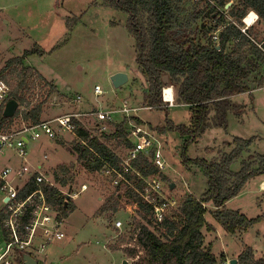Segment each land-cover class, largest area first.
<instances>
[{
  "label": "rangeland",
  "instance_id": "rangeland-1",
  "mask_svg": "<svg viewBox=\"0 0 264 264\" xmlns=\"http://www.w3.org/2000/svg\"><path fill=\"white\" fill-rule=\"evenodd\" d=\"M236 1L232 0L229 4L233 5ZM184 4L188 9L184 15L190 14L195 5L189 6L188 1ZM127 20L126 14L104 6L102 0H0V71L7 61L22 57L25 51L37 49L45 53L43 57L35 55L26 60L24 67L32 68L41 78H29L22 94L32 106L43 104L41 121L98 109L118 110L124 104L130 109H137V117L144 123L141 125L146 126L161 142L163 155L168 162L163 171L166 180H153L161 181L167 202L166 215L171 216L178 211L181 200L187 195L201 198L208 188L207 180L199 169H186L183 166V141L178 133L161 135L158 130L150 129L167 127L168 119L177 125L185 124L188 122V110L176 105V91L172 87L169 88L174 92L173 107L164 101L165 87L161 92L162 108L145 109L150 107L146 101L149 90L145 78L141 79V73L136 70L135 40L127 29ZM202 24L209 28L214 22L203 18L195 26L196 37L193 38L206 44L212 34L202 38ZM117 73H125L129 77L128 84L120 89H115L111 82V77ZM52 84L58 89V94L48 97ZM96 87L101 88L102 95L95 94ZM78 96L81 97L80 101L77 100ZM237 101L247 107L243 118L236 119L229 113L227 131L215 127L209 129L198 143L190 147V158L218 161L223 154L232 151L234 147L231 144L235 137L255 138L249 153L244 154L242 161L235 163L232 170L239 172L243 161L255 162L257 167L258 156L264 155V88L257 89L251 95H241ZM19 109L22 111L26 107ZM132 109V117L118 115L117 123L125 118L128 122L130 118H136V112ZM84 123L90 125L87 119ZM30 125L17 118L11 128L17 131ZM113 127L108 135L114 133ZM56 132L55 144L45 139L31 141L26 156L28 167L43 164L47 179L44 182L50 185L55 184L54 173L60 166L72 167L75 177L73 190L78 192L83 185L87 186V190L74 200L76 211L62 223L66 237L47 246L48 263H145L146 252L139 247L137 240L141 232L139 227L146 225V221L139 216L138 206L124 198L127 190L116 194V187L103 173H89L83 168L72 152L73 147L80 143L75 135L58 129ZM96 136L119 157L126 155L128 148L123 143L109 141L98 133ZM23 163L11 150L0 155V170L11 167L18 169ZM58 189L66 191L68 188ZM114 194L115 199L121 196L117 211L105 209L102 212L101 209L113 205L110 199ZM207 207L208 211L214 209L212 204ZM226 207L231 211L239 210L250 219L262 217V221L233 236L227 234L208 213L206 220L216 230H203L204 248L211 251L218 264H229L231 260H238L239 264V256L247 247H251L256 259H264V175L251 180L240 196L227 203ZM118 221L122 222L121 228L115 226ZM126 250L134 251L136 255L130 258Z\"/></svg>",
  "mask_w": 264,
  "mask_h": 264
},
{
  "label": "trees",
  "instance_id": "trees-1",
  "mask_svg": "<svg viewBox=\"0 0 264 264\" xmlns=\"http://www.w3.org/2000/svg\"><path fill=\"white\" fill-rule=\"evenodd\" d=\"M185 1L189 6L192 4L191 0H102L104 6L128 16L127 29L135 40L136 65L148 86L146 101L149 106L162 108V89L172 87L176 91V105L188 107L187 123L177 125L168 119L167 127L150 129L158 130L161 135L178 133L183 141V166L186 169H199L208 185L201 198L193 195L184 197L178 211L171 216L166 215L161 223L156 221L153 207L140 194L132 188L125 191L124 198L138 206L139 216L146 221V225L139 227L141 232L137 240L139 247L146 252L145 263L141 264H218L211 251L204 248L203 230H216L206 220L208 213L227 234L233 236L262 221V217L250 219L239 210L231 211L226 207L227 203L240 196L251 180L264 175V155L258 156L257 167L255 162L243 161L239 172L232 170L233 165L249 153L255 138L235 137L231 144L234 147L232 151L223 154L218 161L192 159L188 153L190 147L198 143L212 127L227 131L229 113H233L237 119L243 118L247 107L235 103L234 97L264 88V52L257 45L263 42L264 36L261 39L254 27L246 34L240 29L250 11L259 15L260 23L264 26V0L234 2L228 9V16L233 20L229 22L220 9H224L232 0H202L194 4L193 11L187 15H184L188 10ZM203 18L214 22L209 28L202 24L201 37L205 39L212 34L206 44L193 38L196 37L195 26ZM215 34H218V43L215 42ZM35 55L43 57L45 53L37 49L25 51L22 57L7 61L0 71V80L12 88L9 101L15 100L21 108L26 107L22 111L19 109L13 119L6 118L4 109H0V132L12 131V124L17 118L32 125L41 123L43 104L32 106L22 95L29 78H41L32 68L24 67L26 60ZM165 77L168 84L164 81ZM49 87L48 97L58 94L55 85ZM133 121L143 124L138 118H133ZM76 124L80 126L78 122ZM113 126L115 131L112 135H100L109 141H119L128 149L132 148L133 143L128 138V120L125 118ZM76 134L86 145L77 143L72 152L85 170L96 174L106 167L120 169V157L101 143L97 136L90 138L89 132L82 127ZM154 153L155 150H152L148 155H140L133 166L144 179L157 178L163 182L166 180L164 172L152 164ZM129 179L133 180L131 177ZM74 180L72 167L60 166L54 173L56 187L70 189ZM145 185L141 180L136 188L142 191ZM56 187L46 182L38 186L36 177H33L21 191L20 199L41 190L57 213L58 220L64 221L76 208L73 202L66 203L65 195ZM116 194H119L118 190ZM115 197L114 194L110 199L113 205L101 209L102 212L105 209L117 211L121 196ZM208 204H212L214 209L208 211ZM32 212L31 207L25 223L30 220ZM6 218L7 213L2 211L0 222ZM125 252L130 258L136 255L131 250ZM239 264H264V259H256L251 247H247L239 256Z\"/></svg>",
  "mask_w": 264,
  "mask_h": 264
},
{
  "label": "built area",
  "instance_id": "built-area-1",
  "mask_svg": "<svg viewBox=\"0 0 264 264\" xmlns=\"http://www.w3.org/2000/svg\"><path fill=\"white\" fill-rule=\"evenodd\" d=\"M200 2L202 0H191L192 4ZM220 12L228 17L226 8L224 10L220 9ZM252 15L255 17L250 24L247 20ZM229 21L233 20L230 18ZM258 21L259 17L255 13L249 12L243 19V26L240 28L242 33L246 34ZM217 38L216 36L215 39L217 40ZM257 45L264 52V41ZM163 91L165 92V89ZM164 92L163 97L165 95ZM10 94V86L5 81L0 80V109H5L9 102ZM95 94L97 96L103 94L100 87H96ZM77 100L80 101L81 97L78 96ZM164 101L169 106L174 104V101L169 103L165 98ZM131 109L127 104H124L118 110L98 109L92 112L68 114L34 126H23L17 131L0 132V155H3L6 150H11L24 161L21 168L0 170L2 211L7 213V218L0 222V264H27L25 257L31 258L36 264H50L46 260L47 246L54 241H62L66 237L61 228L63 221L58 220L57 213L48 204L41 190L36 191L26 199H20L21 191L33 177H36L38 186L44 180L47 181L41 166L28 167L26 156L31 141L38 142L45 139L53 142L57 135L56 129L68 132L76 137V131L80 127L94 134L91 133L90 138L95 137L97 133L109 134L113 125L119 123L116 120L118 115L127 118L132 117V114H130ZM145 109L152 110L153 108ZM132 110L136 112L135 110L137 109ZM86 119L90 127L84 123ZM128 135L133 147L127 150L124 157H120V169L106 167L101 173L110 178L111 183L118 192H120L119 190L123 191L132 188L139 193L143 200L153 207V215L156 221L161 223L166 216L167 210V202L162 193L161 181L153 180L155 178L144 179L133 166V163L140 155H148L152 150H155L152 164L163 172L167 168L168 162L163 155L161 142L152 135L146 126L135 123L132 118L128 122ZM80 143L86 145L84 142L80 141ZM135 176L137 179H134ZM129 177L133 178V180H130ZM141 180L146 183L142 191L136 188L138 183H135ZM51 186L56 187L54 184H51ZM85 190H87V186L83 185L80 191L75 192L72 186L66 191H61V193L65 195V201L68 203L76 200L80 193ZM31 207L33 212L30 220L25 223L24 220ZM115 226L116 228H121L122 222H116Z\"/></svg>",
  "mask_w": 264,
  "mask_h": 264
},
{
  "label": "water",
  "instance_id": "water-1",
  "mask_svg": "<svg viewBox=\"0 0 264 264\" xmlns=\"http://www.w3.org/2000/svg\"><path fill=\"white\" fill-rule=\"evenodd\" d=\"M232 4H228L226 6V8L228 9ZM139 77H141V79H144V76L142 74H139ZM145 81V80H143ZM164 81L166 84H168V78L165 77ZM111 82L114 86L115 89H120L122 87H124L126 84H128L129 82V77L127 74L125 73H117L114 76L111 77ZM20 105L17 101L15 100H11L7 103L5 109H4V116L6 118H10L13 119L16 116L17 111L19 110ZM173 188V187H171ZM27 264H36V262L34 260H32L29 257H25ZM123 264H128L127 261H124ZM229 264H238V260H231L229 262Z\"/></svg>",
  "mask_w": 264,
  "mask_h": 264
},
{
  "label": "crops",
  "instance_id": "crops-1",
  "mask_svg": "<svg viewBox=\"0 0 264 264\" xmlns=\"http://www.w3.org/2000/svg\"><path fill=\"white\" fill-rule=\"evenodd\" d=\"M230 7H231V6H230ZM225 8H226V7H225ZM225 8H224V9H225ZM228 9H229V8H228ZM228 9L226 8L227 11H228ZM250 12L255 13V14L259 17V15H258L256 12H254V11H250ZM226 19H227V21L229 22L230 17H229V16H228V17L226 16ZM253 27H254L255 30L258 32V34L261 35L260 38L263 39L262 37L264 36V26L260 23V18H259L258 23H257L255 26H253ZM253 27H252V28H253ZM216 36L218 37V34H215L214 39H215ZM215 40H216V39H215ZM263 41H264V39H263ZM218 42H219V39L217 38V43H218ZM136 70H138V68H137ZM261 89H263V88H261ZM255 91H256V90H255ZM253 92H254V91H253ZM253 92H252V93H253ZM173 93H174V92H173ZM173 95H174V94H173ZM249 95H251V94H249ZM238 97H239V96L233 98V101H234L235 103H238V101H237V98H238ZM166 104H167V103H166ZM167 105H169V104H167ZM173 106H174V104H173L172 106H170V107H173ZM182 107H185V108H186L187 106H182ZM187 110H188V107H187ZM138 111H139V109H138ZM230 114H231L233 117H235V115H234L233 113H230ZM137 116H138V115H137V112H136V113H135V117L138 118ZM235 118H236V117H235ZM236 119H237V118H236ZM41 122H44V121H41ZM142 122H143V121H142ZM143 124H144V123H143ZM46 141H47L48 143H50V144H52V143L55 144V142H56V141L49 142L48 140H46ZM47 142H44V143L48 144ZM44 143H43V144H44ZM45 157H48V156L45 155ZM40 166L42 167V171H44V165H43V164H39V165H37V166H35V167H40ZM11 168L15 169L14 167H11ZM0 199H1V198H0ZM0 201H1V200H0ZM72 202H74V205H76L75 201H72ZM2 209H3V205H2V206L0 205V213L2 212ZM75 211H76V210H75ZM73 213H74V212H73ZM73 213H72V214H73Z\"/></svg>",
  "mask_w": 264,
  "mask_h": 264
},
{
  "label": "bare ground",
  "instance_id": "bare-ground-1",
  "mask_svg": "<svg viewBox=\"0 0 264 264\" xmlns=\"http://www.w3.org/2000/svg\"><path fill=\"white\" fill-rule=\"evenodd\" d=\"M254 15H252L250 17V19L247 20L248 23H252V20H254ZM165 95H164V98L167 102L171 103L174 101V95H173V89L169 88V87H166L165 88Z\"/></svg>",
  "mask_w": 264,
  "mask_h": 264
}]
</instances>
